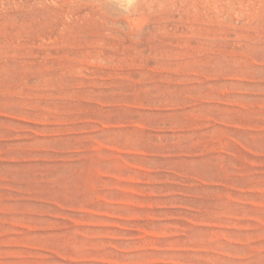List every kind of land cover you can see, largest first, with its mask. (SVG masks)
Masks as SVG:
<instances>
[{"label": "rangeland", "instance_id": "obj_1", "mask_svg": "<svg viewBox=\"0 0 264 264\" xmlns=\"http://www.w3.org/2000/svg\"><path fill=\"white\" fill-rule=\"evenodd\" d=\"M0 264H264V0H0Z\"/></svg>", "mask_w": 264, "mask_h": 264}]
</instances>
